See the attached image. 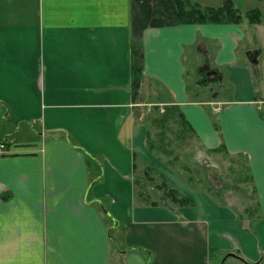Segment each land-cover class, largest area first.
<instances>
[{"label":"crops","instance_id":"obj_1","mask_svg":"<svg viewBox=\"0 0 264 264\" xmlns=\"http://www.w3.org/2000/svg\"><path fill=\"white\" fill-rule=\"evenodd\" d=\"M177 13L175 0H0V264H218L228 252L264 264V20L181 24ZM136 48L142 92L178 105L205 146L247 154L259 218L189 192L191 206L136 205L142 160L168 177L136 118ZM58 129L102 158V180L90 186L84 152Z\"/></svg>","mask_w":264,"mask_h":264},{"label":"rangeland","instance_id":"obj_2","mask_svg":"<svg viewBox=\"0 0 264 264\" xmlns=\"http://www.w3.org/2000/svg\"><path fill=\"white\" fill-rule=\"evenodd\" d=\"M257 1L258 0H242L243 3H241L243 6L254 8V6L258 4ZM234 2L237 3L236 0H234ZM255 36L257 43H259V47L258 50H254V53L258 55V53L260 54L264 51L259 50L261 46L264 47V33L260 34L261 38H258L257 34ZM259 39H262V43ZM151 90L153 89L144 88L142 92L140 89L139 102H141V105L136 108V118H139L146 129L150 128V125H156V132L158 133L160 127L155 124L154 119H158L157 116L164 113L165 105L168 104H161ZM144 95L146 96L144 97ZM144 98L148 103H144L146 102ZM261 111L262 110H259V112ZM171 126L172 128L168 131L171 138L162 151L164 160L157 159L160 161L159 168L165 170L168 177L166 178L158 170L150 169L148 166L149 170H151L149 174L152 175L155 184L160 183L162 181V176H164L169 186L178 187H176V189L180 192V195H185V192L198 194V196L203 194L209 195L217 203L229 205L239 216L242 214L243 210L246 212L247 207H249L248 204L256 203L254 196L250 195L252 184L240 182L249 174V161L246 160L244 154L234 153L229 150V153L222 152L224 150H220L219 152L212 151L217 147L211 149L205 146L199 137H195L194 134L190 132H186L184 135L178 134L177 127L180 128L178 124L171 123ZM140 162L141 160L138 158L137 163L139 164ZM145 164L146 163L142 160V168L137 169V172L141 175L136 173L138 177L144 178L143 169L147 167ZM145 187L146 191L152 194L153 200L160 204H164L156 191H151L148 185ZM137 189H144V187L142 184L137 183L136 190ZM166 202L169 204L171 203L169 200ZM103 203L106 206V202L101 200V204ZM101 204L99 205L101 206ZM138 204L139 202L136 203V205ZM231 204H233V206ZM246 213L248 214V212ZM109 223L112 227V243L114 247L119 248V246H122L121 238L124 237V229L116 230L118 228L117 220L116 223L111 221H109ZM116 248H113L115 254H117L115 252ZM223 257L224 255H221L218 264H222ZM229 259L233 260L232 258Z\"/></svg>","mask_w":264,"mask_h":264},{"label":"trees","instance_id":"obj_3","mask_svg":"<svg viewBox=\"0 0 264 264\" xmlns=\"http://www.w3.org/2000/svg\"><path fill=\"white\" fill-rule=\"evenodd\" d=\"M177 9H178V20L181 24H203V23H215V24H224V23H234V24H241L244 20H248L250 23H260L264 20V16L259 8H250L245 12H242L240 8L235 5L233 0H223V2L219 6H205L201 5L193 0H175ZM157 24V23H156ZM160 24V23H159ZM155 25V23H154ZM158 25V24H157ZM132 57V79H131V86L133 92L134 100H138L140 96V89L142 86L144 74V58L143 52L140 48H136L134 51L131 52ZM262 110L260 112V116L264 118V108H260ZM164 113L160 116H157L158 119H154L155 124L160 127V131L157 133L156 128L157 126L150 125V128L147 129V147L148 150L156 156L160 160H164L163 157V150L165 146L168 144L170 140L169 130L172 128L171 123L178 124L180 126L178 128V134L184 135L186 132H190L194 134L195 137H198L196 134L195 129L193 128L190 121L187 119L183 111L180 109L178 105L168 104L165 105ZM153 121V120H152ZM216 127L218 124L216 122ZM57 131L61 132L62 135L68 139L70 144L84 152L88 165L90 166V172L92 173L95 178H93L90 182V186L93 185L95 182L102 180L103 173L101 162L102 158L99 155L94 153L88 152L81 144L77 143L74 137L69 134L64 129H58ZM174 131V130H173ZM220 150H224L222 152L229 153L225 144L215 148L212 151L219 152ZM240 154V153H239ZM244 154L246 160H248L247 154ZM249 161V160H248ZM247 161V163H248ZM150 169H154L149 165ZM249 174L248 176L244 177L242 183H251L250 195L256 196L257 190L255 187V182L253 180L250 164L248 165ZM151 170H149L148 166L143 169L144 178L138 177L135 175L134 177V195L135 201L141 203H150V204H159L157 201L152 199V194L149 191H146V187H150L151 191H156L158 196L163 200V203L168 206L172 205H180V206H191L194 204L193 200L186 195H180L179 191L176 187H171L168 185L167 179L162 176V181L158 184L154 183V179L152 175L149 174ZM138 175H141L139 172H136ZM140 183L143 185L144 189H137L136 184ZM245 188V187H244ZM152 200V201H151ZM169 200L171 203H167L166 201ZM258 202V201H257ZM255 204H248L246 212L243 210L240 217L244 219V221H248L250 219L259 218L261 207L258 203ZM105 208L106 206L104 203L102 204ZM111 228V227H110ZM110 239L111 236V229L109 230ZM134 249H140L147 251L148 260H150L149 251L142 248V247H133ZM132 248H129L130 250ZM217 252V251H215ZM214 253V252H213ZM212 253V255H213ZM227 254V255H226ZM226 255V256H225ZM223 257L222 264H225V261L228 257L234 256L240 259L242 262L246 264H260V261L251 262L247 260L244 256H242L238 252H228L225 253ZM150 264V262H148Z\"/></svg>","mask_w":264,"mask_h":264},{"label":"built area","instance_id":"obj_4","mask_svg":"<svg viewBox=\"0 0 264 264\" xmlns=\"http://www.w3.org/2000/svg\"><path fill=\"white\" fill-rule=\"evenodd\" d=\"M10 151L9 144L0 138V157L7 155Z\"/></svg>","mask_w":264,"mask_h":264},{"label":"water","instance_id":"obj_5","mask_svg":"<svg viewBox=\"0 0 264 264\" xmlns=\"http://www.w3.org/2000/svg\"><path fill=\"white\" fill-rule=\"evenodd\" d=\"M102 207L104 208V211H107V209L102 205Z\"/></svg>","mask_w":264,"mask_h":264}]
</instances>
